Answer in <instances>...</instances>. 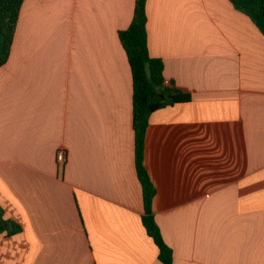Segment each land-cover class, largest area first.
Returning <instances> with one entry per match:
<instances>
[{
	"label": "crops",
	"instance_id": "0c3cea01",
	"mask_svg": "<svg viewBox=\"0 0 264 264\" xmlns=\"http://www.w3.org/2000/svg\"><path fill=\"white\" fill-rule=\"evenodd\" d=\"M135 0H25L0 68V264H164L142 223ZM151 57L188 102L150 115L144 163L171 264H264V35L229 0H148ZM66 161L57 162V152Z\"/></svg>",
	"mask_w": 264,
	"mask_h": 264
},
{
	"label": "trees",
	"instance_id": "16d2710c",
	"mask_svg": "<svg viewBox=\"0 0 264 264\" xmlns=\"http://www.w3.org/2000/svg\"><path fill=\"white\" fill-rule=\"evenodd\" d=\"M25 0H0V68L9 60L16 34L20 11ZM238 11L244 13L264 35V0H229ZM148 0H135L133 20L130 27L119 31L118 37L125 49L131 69L133 86L132 128L135 137L136 172L142 186L144 213L141 217L148 236L159 249V260L171 264L172 250L162 238L161 230L153 215V199L156 188L151 181L144 163V143L150 115L167 106L188 102L190 94L165 81L164 63L151 57L148 45ZM20 224L7 220L0 207V235L7 237L20 233Z\"/></svg>",
	"mask_w": 264,
	"mask_h": 264
},
{
	"label": "built area",
	"instance_id": "2783aa9c",
	"mask_svg": "<svg viewBox=\"0 0 264 264\" xmlns=\"http://www.w3.org/2000/svg\"><path fill=\"white\" fill-rule=\"evenodd\" d=\"M66 161V151L64 149H60L57 152V162L62 165Z\"/></svg>",
	"mask_w": 264,
	"mask_h": 264
}]
</instances>
